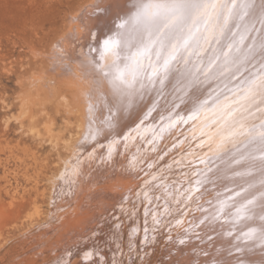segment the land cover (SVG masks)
Returning a JSON list of instances; mask_svg holds the SVG:
<instances>
[{
    "label": "bare ground",
    "instance_id": "obj_1",
    "mask_svg": "<svg viewBox=\"0 0 264 264\" xmlns=\"http://www.w3.org/2000/svg\"><path fill=\"white\" fill-rule=\"evenodd\" d=\"M122 1L125 4L121 8L118 7L122 5L117 6L115 2L110 7L104 2L99 7L87 6L83 15H74L67 32L57 40L49 55L50 66L44 76L48 75L51 86L43 82L42 75H36L28 82L27 95L21 98V110L31 132L36 123L33 101L42 115L47 104H54L57 111L63 108L79 122L74 144L64 143L70 153L53 181L54 192H59L58 182L64 187L63 191H67L64 185L68 179L75 173H86L87 169L82 167L81 170L76 159L95 158L97 148L102 146L103 153L99 156L107 155L113 162L120 156L119 165L129 170L127 176L131 182L124 187V192L132 190V181L144 177L142 183L138 181L140 186H136L138 182L133 185L137 199L125 204L130 211L142 207L145 215L150 214L156 203L152 180L160 184L164 209L172 206L169 200L187 203L190 199L186 207L190 212L180 211L179 217H189L187 224L197 227L200 236L182 235L184 241L188 238L189 242L184 249L181 244L176 247L181 260L187 264L197 261L193 255L196 251L193 240L202 238L199 259L204 264H264V0H234L242 2L244 11L237 7L231 15L224 13L220 23L219 8L211 7L193 10L178 22L171 42L175 58L180 50L185 56H200L195 63L196 58L191 57L193 63L186 79L191 82L190 94L179 91L171 96L173 91L169 89L177 82L180 84L186 75L180 72L184 67L180 65L179 70L172 66L174 59L169 57L173 48L161 49L159 45L149 55L138 57L136 63L126 59L140 44L143 29L130 19L136 11L137 0ZM200 2L208 5L214 0ZM225 2L232 4L233 0ZM104 10L107 19L95 20L97 13ZM122 23L124 27H119ZM236 28L239 36L245 35V38L239 40L237 35L233 38ZM95 32L101 34L99 41L94 39ZM231 36L233 41L239 40L236 45L237 41L233 44L229 40ZM109 39L119 41L121 46L106 49L105 41ZM185 40L190 42L187 49ZM209 69L212 70L207 76ZM118 70L124 72V82L116 79ZM22 119L18 121L23 127ZM50 129V125H46V130ZM172 148L182 150L181 159L172 158ZM160 156L162 159L156 164L160 173H156L153 165ZM171 160L180 163L173 172L178 177L169 185L167 172ZM188 161L195 176L192 181L183 176L186 172L183 165ZM134 168L140 172L135 174ZM110 180L112 182V178ZM181 192L186 193V198ZM132 194L128 196L133 197ZM56 200L52 197L51 204ZM181 203L177 208L181 209ZM193 233L197 235L194 230ZM168 246L166 249H171ZM205 256L208 258L204 259Z\"/></svg>",
    "mask_w": 264,
    "mask_h": 264
},
{
    "label": "rangeland",
    "instance_id": "obj_2",
    "mask_svg": "<svg viewBox=\"0 0 264 264\" xmlns=\"http://www.w3.org/2000/svg\"><path fill=\"white\" fill-rule=\"evenodd\" d=\"M104 2L108 7L113 2L117 6L122 5L118 8L125 4L122 0H0V264H175L177 261L179 262L177 264L180 262L187 264L188 262L177 257L179 245H184L181 246L184 249L189 242L188 238L184 241L182 235L187 234L196 238L200 236L197 227L192 226L193 224L188 225L189 217L188 219H184L185 216L179 217L180 211L185 214L190 212L188 208L186 209L190 199L187 203L169 200L172 206L164 209L161 187L157 180L151 182L156 203L152 205L150 214L145 215L146 210L142 207L130 211L125 204L137 199L134 186L138 181L142 183L144 177L138 179L133 177L135 180L132 181L134 183L131 185L132 190L124 192V187L131 182L127 176L129 170L125 171L121 163L119 165L120 156L114 159V162L107 155L99 156L100 152L103 153L102 146L97 148L99 151L95 158L76 159L81 170L87 169L86 173H75L70 180L68 179L64 185L67 191H63L64 187L58 182L56 185L59 192H54L53 181L70 153L64 148V143L74 144L79 122L76 116L66 114L63 108L57 111L54 104H47L45 114L42 115L41 109L33 101L36 123L34 132H31L29 121L21 110V98L27 95L28 82L36 75H42L45 79L43 82L51 86L48 75L45 77L44 74L49 70V55L53 46L67 32L74 15H83L82 12L87 6L99 7ZM241 4L242 2L236 1L231 13L238 8L242 10ZM105 10L98 12L95 20L105 21L107 19ZM220 17L219 23L223 16ZM95 34L96 32L94 39L99 41L100 32ZM234 34L233 38L237 37L239 40L245 38V35L239 36L238 28L234 30ZM232 36L229 40H232ZM236 41L237 39L232 40L231 43L234 44ZM183 43L187 49L190 42L185 40ZM180 52L181 50L173 60L172 66L179 70L182 68L179 66H183L186 69L183 68L180 72L186 75L180 80V84L177 82L169 89L173 91L171 94L169 91L170 96L179 91L190 94L191 82L188 83L186 80L190 74L188 69L191 68L193 59L196 58L195 63L200 56V54H196L197 56L193 54L195 57L191 54L185 56ZM211 70L209 69L207 76ZM64 84L67 85L68 81ZM41 93L44 94V90H41ZM20 117L24 118L23 127L18 121ZM48 124L51 127L49 131L46 130ZM191 145L190 147L193 146ZM170 152L172 158L181 159L180 148H172ZM161 159L160 156L153 165L154 170ZM171 162L168 164L167 172L170 178L169 185L172 184L171 180L175 179L174 177H178L173 172L180 161ZM189 167H191L189 161L183 165L186 170L183 176L192 181L195 176ZM133 172L138 174L140 171L134 168ZM118 173L122 175L119 176ZM156 173H160L159 168ZM139 182L137 187L141 185ZM106 187L119 191L114 192L115 189L111 191ZM130 194L133 197L128 196ZM109 195L113 196L111 200ZM180 195H184L185 198L187 196L184 192ZM52 197L57 199L54 204H51ZM56 203H59L58 207ZM179 203L182 204L181 209L177 208ZM122 204L126 207H121ZM158 215L161 216L159 220ZM179 219H183L182 223ZM174 221H177L175 224L178 225H175ZM193 230L195 233L198 232L197 235ZM148 231L150 238L145 236L149 234ZM143 233L150 239L149 241L143 237ZM201 240L202 238L193 240L196 242L194 260H197L198 264H204V261L199 259L201 258L199 251L203 244ZM166 246L171 249H166ZM206 258L208 257L205 256L204 259Z\"/></svg>",
    "mask_w": 264,
    "mask_h": 264
},
{
    "label": "snow or ice",
    "instance_id": "obj_3",
    "mask_svg": "<svg viewBox=\"0 0 264 264\" xmlns=\"http://www.w3.org/2000/svg\"><path fill=\"white\" fill-rule=\"evenodd\" d=\"M206 7L213 9L219 8V15L221 16L224 13L231 15V11L235 7V2L233 0L232 4H228L222 2V0H214L213 3L205 5L200 0H170L167 3L153 2V0H148V2H145V0H137L136 11L130 19L134 24L142 28L143 32L141 34V42L136 47L135 52L129 53L126 59L136 63L138 57L149 55L157 45L161 49L172 47L173 53L169 59H175V47L171 42L175 38L176 30L179 27L178 22L181 19L187 18L193 10H201ZM124 23H128V21ZM124 23L119 25V27H124ZM164 29H168V31L164 32ZM165 41H167V44ZM120 46L119 41L112 39L105 41L106 49L113 47L119 48ZM116 55L119 56V53H116ZM157 55L159 56V52H157ZM167 63L168 61L165 60V65ZM126 67L128 66L126 65ZM116 79L124 82V72L119 71Z\"/></svg>",
    "mask_w": 264,
    "mask_h": 264
}]
</instances>
